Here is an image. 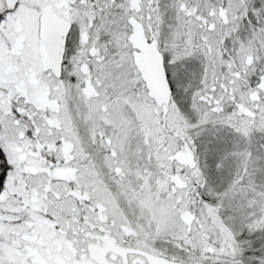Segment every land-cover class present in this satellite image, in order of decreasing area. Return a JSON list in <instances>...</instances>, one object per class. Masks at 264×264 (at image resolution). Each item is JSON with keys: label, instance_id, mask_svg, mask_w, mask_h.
Listing matches in <instances>:
<instances>
[{"label": "snow or ice", "instance_id": "obj_1", "mask_svg": "<svg viewBox=\"0 0 264 264\" xmlns=\"http://www.w3.org/2000/svg\"><path fill=\"white\" fill-rule=\"evenodd\" d=\"M0 264H264V0H0Z\"/></svg>", "mask_w": 264, "mask_h": 264}]
</instances>
